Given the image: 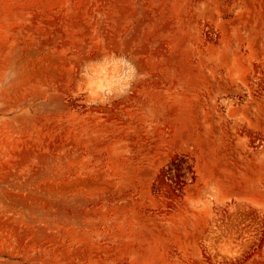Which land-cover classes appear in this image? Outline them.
Instances as JSON below:
<instances>
[{"label": "rangeland", "instance_id": "1", "mask_svg": "<svg viewBox=\"0 0 264 264\" xmlns=\"http://www.w3.org/2000/svg\"><path fill=\"white\" fill-rule=\"evenodd\" d=\"M0 264H264V0H0Z\"/></svg>", "mask_w": 264, "mask_h": 264}]
</instances>
